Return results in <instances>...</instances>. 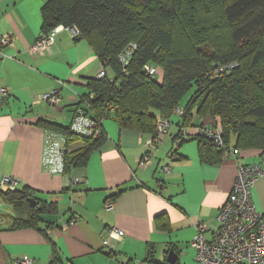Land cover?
I'll use <instances>...</instances> for the list:
<instances>
[{"label": "crops", "instance_id": "1", "mask_svg": "<svg viewBox=\"0 0 264 264\" xmlns=\"http://www.w3.org/2000/svg\"><path fill=\"white\" fill-rule=\"evenodd\" d=\"M45 2L0 0V37L14 36L12 44L2 47L6 56L0 57V87L8 90L5 98L0 96V191L6 190L1 178L7 176L16 180L14 189H26L52 206L41 214L37 228H12L16 211L0 194V264L24 258L50 264L54 256L62 264H200L190 243L196 224L218 228L217 212L239 166L264 164V152L239 147L238 156H225L212 149L204 159L196 125L211 122L222 128L218 118L195 111L188 125L178 114L165 115L171 125L148 149L144 143L155 134L121 128L109 111L102 121L104 138L84 165L65 175L45 171L42 151L48 128L38 122L70 124L80 98L92 94L87 79L96 78L101 65L92 45L73 38L64 27L54 33L43 55L28 52L41 33ZM56 89L59 101L51 106L41 96ZM228 144L236 145V135H229ZM74 145L80 148L84 142ZM145 153L149 162L142 164ZM66 177L81 181L67 186ZM252 200L264 212V176L256 180ZM111 228L123 235L109 236Z\"/></svg>", "mask_w": 264, "mask_h": 264}, {"label": "trees", "instance_id": "2", "mask_svg": "<svg viewBox=\"0 0 264 264\" xmlns=\"http://www.w3.org/2000/svg\"><path fill=\"white\" fill-rule=\"evenodd\" d=\"M41 16V33L74 26V38L86 39L100 63L107 62L105 77L87 79L92 94L82 96L75 111L96 120L112 111L119 127L156 134L154 111L169 115L189 94L183 125L193 111L209 114L219 119L226 143L234 134V147L264 152V0H46ZM130 43L137 48L123 73L119 55ZM231 63L211 77L215 67ZM145 65L160 68L161 78H150ZM38 124L68 137L65 172L84 165L104 138L78 135L70 124ZM197 137L204 159L212 149L222 155L211 140ZM76 140L84 145L75 148ZM0 194L16 211L12 228H37L41 214L52 209L26 189ZM50 264L62 263L54 256Z\"/></svg>", "mask_w": 264, "mask_h": 264}, {"label": "built area", "instance_id": "3", "mask_svg": "<svg viewBox=\"0 0 264 264\" xmlns=\"http://www.w3.org/2000/svg\"><path fill=\"white\" fill-rule=\"evenodd\" d=\"M63 26H58L47 34L40 33L32 43L28 52L32 56L43 55L49 50L54 42V33ZM74 38L78 35L76 27H66ZM13 34L6 33L0 37V57L6 56L2 52V47L12 44ZM137 45L130 43L119 55V61L124 67L122 72L126 73L125 66L129 62L132 52ZM100 68L96 78L106 76L107 62L100 63ZM236 63L221 65L214 68L212 78H216L224 71L234 67ZM144 72L152 79H157V68L145 65ZM159 79V78H158ZM112 81V80H110ZM8 90L0 87V96L5 98ZM59 91L53 90L44 93L41 98L51 106H56L59 101ZM172 113L182 115L183 107L177 105ZM102 120H96L76 111L70 129L87 138L97 139L103 134ZM171 125L170 116L156 115V134L146 139L144 145L149 149L155 146L163 135H166L168 127ZM196 133L211 140L214 145L223 150L225 156H238L239 149L226 143L220 128L211 122H202L196 125ZM181 134H185L187 127L180 128ZM68 137L57 130L45 129L42 151V167L49 173H59L65 175V159L68 152ZM149 155L145 153L140 163H148ZM164 167V170H167ZM264 176V164H242L237 170V174L232 185L231 192L227 199L219 208L216 221L218 228L210 230L205 223L196 224V234L194 235L191 246L196 251V259L200 264H264V212L259 211L253 204L252 190L258 178ZM79 178H67L66 185L74 186L80 183ZM16 180L3 176L1 187L13 190ZM112 203L107 202L106 208H111ZM109 236H122L123 231L118 228L109 229ZM105 243V242H104ZM18 264H34L28 258L16 260Z\"/></svg>", "mask_w": 264, "mask_h": 264}, {"label": "rangeland", "instance_id": "4", "mask_svg": "<svg viewBox=\"0 0 264 264\" xmlns=\"http://www.w3.org/2000/svg\"><path fill=\"white\" fill-rule=\"evenodd\" d=\"M157 70H158V71H157V78H159V77H161V76H160V74H161V73H160L161 69L158 68ZM184 98H185L184 100H185V103H186V102H187L186 100L189 99V94H187L186 96H184ZM181 104H183L182 101H181Z\"/></svg>", "mask_w": 264, "mask_h": 264}, {"label": "water", "instance_id": "5", "mask_svg": "<svg viewBox=\"0 0 264 264\" xmlns=\"http://www.w3.org/2000/svg\"><path fill=\"white\" fill-rule=\"evenodd\" d=\"M32 201V200H31Z\"/></svg>", "mask_w": 264, "mask_h": 264}]
</instances>
